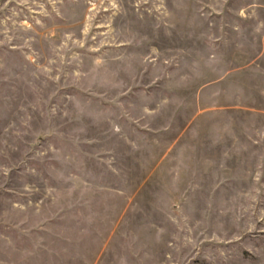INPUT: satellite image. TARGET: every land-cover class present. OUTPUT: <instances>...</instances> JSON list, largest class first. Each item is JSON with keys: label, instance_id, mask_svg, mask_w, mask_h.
Instances as JSON below:
<instances>
[{"label": "rangeland", "instance_id": "obj_1", "mask_svg": "<svg viewBox=\"0 0 264 264\" xmlns=\"http://www.w3.org/2000/svg\"><path fill=\"white\" fill-rule=\"evenodd\" d=\"M0 264H264V0H0Z\"/></svg>", "mask_w": 264, "mask_h": 264}]
</instances>
